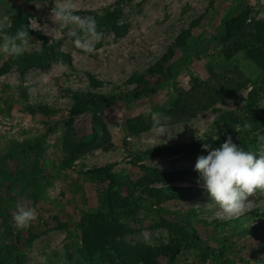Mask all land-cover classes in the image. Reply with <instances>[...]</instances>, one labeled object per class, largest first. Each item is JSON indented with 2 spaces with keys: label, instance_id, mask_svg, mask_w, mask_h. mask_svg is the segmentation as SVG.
<instances>
[{
  "label": "rangeland",
  "instance_id": "rangeland-1",
  "mask_svg": "<svg viewBox=\"0 0 264 264\" xmlns=\"http://www.w3.org/2000/svg\"><path fill=\"white\" fill-rule=\"evenodd\" d=\"M74 2L103 34L91 55L75 47L78 29L53 30L54 0H0V37L21 26L32 37L23 56L0 53V264H147L137 248L153 251L157 264H264V192L243 214L227 216L194 170L208 154L198 143L218 148L231 136L257 150L264 54L263 66L244 49L227 61L217 42L182 60L242 14V42L264 49V0ZM171 64L174 75L161 77ZM157 82L156 94L133 98ZM197 83L227 94L189 120L168 121L171 138H158L145 113L171 117L179 100L207 105ZM112 96L121 99L103 112L106 130L92 112L67 128L81 100ZM67 138L99 147L73 160ZM109 164L119 198L110 199L108 180L87 173ZM17 205L38 213L27 229L13 224Z\"/></svg>",
  "mask_w": 264,
  "mask_h": 264
},
{
  "label": "clouds",
  "instance_id": "clouds-1",
  "mask_svg": "<svg viewBox=\"0 0 264 264\" xmlns=\"http://www.w3.org/2000/svg\"><path fill=\"white\" fill-rule=\"evenodd\" d=\"M74 0H54L51 10V20L58 29H78L73 41L75 47L91 55L95 52V42L102 39L103 34L96 31V21L91 16H80ZM47 34V33H46ZM75 35V33H74ZM29 29L21 26L14 34L0 37V53L9 57L23 56L29 47ZM152 121V131L159 138L167 133V124L171 117L159 111L149 109L145 113ZM237 128L240 125L236 126ZM250 129V124H245ZM169 136V135H168ZM169 138H171L169 136ZM219 139L216 137L215 140ZM160 140V139H159ZM257 150H245L233 142L228 136L218 148H212L210 143H203L202 149L208 154L197 158L194 170L199 173V181L211 199L227 216H239L252 205L250 197L256 192H264V135L257 134ZM38 217L33 207L17 205L12 221L17 229H27Z\"/></svg>",
  "mask_w": 264,
  "mask_h": 264
},
{
  "label": "trees",
  "instance_id": "trees-1",
  "mask_svg": "<svg viewBox=\"0 0 264 264\" xmlns=\"http://www.w3.org/2000/svg\"><path fill=\"white\" fill-rule=\"evenodd\" d=\"M248 15L244 16L242 14L239 17H233L230 20L226 21L224 23V30L221 34H215L213 35L209 40L204 41L201 43L197 50L187 51L184 53V56L182 58L183 62L186 61V58L188 55L194 53V52H202L205 45H212L217 42H221L223 45L222 47V53L227 61L231 60L236 53H238L240 50L244 49L246 52L248 58L257 61L263 66V57L262 54H264L263 47L256 45L252 40L249 39L248 42L244 43L242 42L243 38H245L247 30V25H244V22L247 21ZM181 45L183 46L184 43L180 41ZM179 45V43H178ZM170 53V58H171ZM176 64H171L168 67L167 74H163L161 77H169L174 75V67ZM205 87V90H207L206 93H203V101L204 103H200L199 107H195L194 105L190 106L187 103L181 102L179 100L176 104L175 110L173 111L171 115V119L169 122H178V121H184L189 120L190 118L194 117L199 111H201L202 107L206 108L208 105L210 106L214 101L220 99L223 97V95L227 94L226 88L224 86L220 88H213L208 84H196L194 86V92L198 91L199 89ZM159 90V82L155 84L154 87L150 88H142L138 91H136L133 94L134 99H139L143 94H156ZM237 89H234L230 91L231 94L236 93ZM250 97H252L253 100V92L250 94ZM120 97L112 96V97H96L94 100H81L80 105L76 106L71 112L68 121L66 122V126L68 129H72L73 125L75 123V120L80 115L86 113V112H92L95 115L94 125L96 128L101 130H106V125L103 121V112L104 110L110 106L111 104L117 102L120 100ZM174 114V115H173ZM146 129V127L144 128ZM68 141V150L70 152L71 158L73 160L78 159L81 156H84L85 154L97 149L99 147L98 143H76ZM203 143H198L195 147L199 148L202 146ZM113 164L97 167L94 169L89 170L87 173L91 175H97L99 177H103L106 180L110 182V199L119 198V193L114 191V188L119 185V181L117 177L115 176L113 172ZM161 173V172H160ZM158 175L161 178H164L166 175L165 173H161L162 175ZM156 178L157 175H153ZM91 250V248H90ZM91 253L92 250L90 251ZM136 252L143 258L147 260V264H157L156 261V254L153 251L147 250V249H140L137 248ZM180 250L178 249L173 255L172 260H175L176 257L179 255Z\"/></svg>",
  "mask_w": 264,
  "mask_h": 264
}]
</instances>
